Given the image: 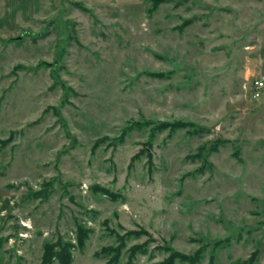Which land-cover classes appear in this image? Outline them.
I'll list each match as a JSON object with an SVG mask.
<instances>
[{
  "label": "rangeland",
  "instance_id": "obj_1",
  "mask_svg": "<svg viewBox=\"0 0 264 264\" xmlns=\"http://www.w3.org/2000/svg\"><path fill=\"white\" fill-rule=\"evenodd\" d=\"M158 1L0 0V264H264V0Z\"/></svg>",
  "mask_w": 264,
  "mask_h": 264
},
{
  "label": "trees",
  "instance_id": "obj_2",
  "mask_svg": "<svg viewBox=\"0 0 264 264\" xmlns=\"http://www.w3.org/2000/svg\"><path fill=\"white\" fill-rule=\"evenodd\" d=\"M162 0L158 2H154L155 5H158ZM161 129L156 128L159 131H164L165 129H170L172 131L175 127H187L193 129V124H183L179 123V125H171V124H161ZM200 131L201 129H197V131ZM198 131V132H199ZM97 147V146H96ZM103 192L106 193L109 197H115L112 192H109L105 189H103ZM91 232H88L87 230L83 231L80 229L77 239V247L80 251L84 250L85 243L88 241L89 235ZM140 236H148V233L146 231H128L124 234V237L122 236L117 240V246L115 247H109L103 249V251L97 252L94 254V257L98 260L102 256L103 258H107L106 264H119L121 261V258L124 255V251H127L129 255V259L127 264H131L133 260L136 258L137 255H147V245H136L132 248L127 247V242L130 240H138ZM74 248L73 244L65 243L63 241H58V243L51 244L46 243L43 248V256L42 261L40 264H55L58 262L59 264H73L74 263V257H72L70 250ZM159 249L161 247H158ZM157 248V249H158ZM204 248V247H203ZM76 249V247L74 248ZM163 249H166V251L169 253V257L164 260V262H161L160 264H200L204 258V249H199L196 251L193 255H185L180 252L175 251L174 249H171V247L164 246ZM247 264V263H246ZM249 264V262H248Z\"/></svg>",
  "mask_w": 264,
  "mask_h": 264
},
{
  "label": "built area",
  "instance_id": "obj_3",
  "mask_svg": "<svg viewBox=\"0 0 264 264\" xmlns=\"http://www.w3.org/2000/svg\"><path fill=\"white\" fill-rule=\"evenodd\" d=\"M250 97L253 100L264 99V79L256 78L249 83Z\"/></svg>",
  "mask_w": 264,
  "mask_h": 264
},
{
  "label": "crops",
  "instance_id": "obj_4",
  "mask_svg": "<svg viewBox=\"0 0 264 264\" xmlns=\"http://www.w3.org/2000/svg\"><path fill=\"white\" fill-rule=\"evenodd\" d=\"M260 64H261V72L263 74L262 76L264 77V57L261 59Z\"/></svg>",
  "mask_w": 264,
  "mask_h": 264
}]
</instances>
